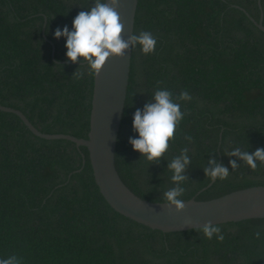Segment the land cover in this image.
<instances>
[{"label": "trees", "instance_id": "16d2710c", "mask_svg": "<svg viewBox=\"0 0 264 264\" xmlns=\"http://www.w3.org/2000/svg\"><path fill=\"white\" fill-rule=\"evenodd\" d=\"M93 0H0V105L17 109L45 134L87 138L93 76L66 60L67 26ZM264 0H138L133 34L148 31L156 51L131 49L129 84L115 166L138 197L165 202L174 186L167 165L188 148L191 163L181 197L207 201L264 185V165L232 170L235 147L264 148V32L251 21ZM52 47L54 54L52 56ZM84 71L77 80L73 74ZM181 103L183 120L168 152L150 164L129 138L133 114L157 89ZM191 137L189 143L185 137ZM229 168L224 180L203 169L209 159ZM84 161V163H83ZM207 187V188H205ZM205 188V189H204ZM204 189V190H202ZM225 239L199 229L163 234L116 213L101 196L85 147L34 136L12 113L0 111V258L22 264H264V218L218 225ZM261 238H255V232Z\"/></svg>", "mask_w": 264, "mask_h": 264}, {"label": "water", "instance_id": "95a60500", "mask_svg": "<svg viewBox=\"0 0 264 264\" xmlns=\"http://www.w3.org/2000/svg\"><path fill=\"white\" fill-rule=\"evenodd\" d=\"M120 4L117 11L124 24L123 36L127 39L133 34L138 0H120ZM258 5L260 7V0ZM251 21L264 32L262 15L257 22ZM130 62L131 49L123 59L109 58L99 75L93 76L87 138L45 134L19 110L0 105V111L16 115L36 137L67 140L77 148L85 147L94 182L105 202L119 215L151 230L169 234L198 229L206 223L220 225L264 218V185L232 191L207 201L191 198L185 200L184 210L176 214L162 207L164 202L144 200L124 184L115 166V150L127 96ZM213 182L211 180L207 187Z\"/></svg>", "mask_w": 264, "mask_h": 264}, {"label": "clouds", "instance_id": "9594fccd", "mask_svg": "<svg viewBox=\"0 0 264 264\" xmlns=\"http://www.w3.org/2000/svg\"><path fill=\"white\" fill-rule=\"evenodd\" d=\"M92 7L80 11L72 21L71 31L67 26L54 31V39H65L66 60L72 64H79L78 69H87L88 76H98L102 67L109 58L123 59L126 51L139 46L145 56L154 54L157 40L151 32L143 31L131 34L127 39L123 36L124 24L117 9L121 6L120 0H93ZM73 76L79 80L85 76L84 71L75 72ZM191 100L187 91H181L175 98L167 89H157L149 102L142 109H137L132 118V129L137 134L129 138V144L134 152H138L150 164H158L169 149V143L174 140L177 126L184 118L181 103ZM185 139L190 143L191 137ZM228 157L232 170L240 167L237 161L243 162L250 170L255 171L258 162L264 165V148L255 152L233 148ZM191 163L188 148L181 150L178 156L170 160L167 169L171 171V182L174 186L163 192L162 207L181 213L185 208V201L181 198L186 189L183 186L188 181L187 169ZM205 176L210 180L224 181L229 175V168L217 163L212 158L207 161L203 169ZM203 236L222 242L225 237L218 225L206 223L198 228ZM255 238H261V232H255ZM0 264H22L21 258L11 255L0 258Z\"/></svg>", "mask_w": 264, "mask_h": 264}]
</instances>
